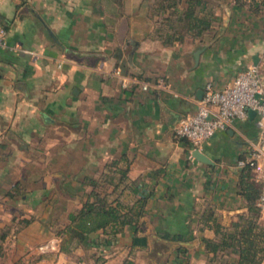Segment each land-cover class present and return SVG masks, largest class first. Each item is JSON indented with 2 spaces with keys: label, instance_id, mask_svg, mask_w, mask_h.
Segmentation results:
<instances>
[{
  "label": "crops",
  "instance_id": "crops-1",
  "mask_svg": "<svg viewBox=\"0 0 264 264\" xmlns=\"http://www.w3.org/2000/svg\"><path fill=\"white\" fill-rule=\"evenodd\" d=\"M214 5L210 32L166 45L153 36L147 0H0V227L12 215L33 216L17 230L11 224L8 234L21 233L56 211L62 223L90 189L82 177L115 160L127 177L109 198L140 200L139 223L108 242L97 230L86 245L92 256L100 264H205L202 237L214 235L213 222L246 211L237 160L256 137L255 115L247 110L199 147L176 136L174 124L194 111L205 81L222 87L252 62L264 80V12ZM142 81L164 88L143 90ZM15 183L22 194L7 196Z\"/></svg>",
  "mask_w": 264,
  "mask_h": 264
},
{
  "label": "trees",
  "instance_id": "trees-1",
  "mask_svg": "<svg viewBox=\"0 0 264 264\" xmlns=\"http://www.w3.org/2000/svg\"><path fill=\"white\" fill-rule=\"evenodd\" d=\"M240 6L247 5L252 11L264 12V0H231ZM148 15L153 20V36L163 44L182 41L185 35L200 37L212 30L214 3L210 0H147ZM127 167H117L116 161L104 163L102 170L95 176H83L80 183L90 187L85 198L77 207L70 208L63 216V222H53L50 230L59 237L58 251L70 253L80 245L96 243L93 236L100 230L102 241H110L125 225L139 223V207L142 202L121 203L117 197L109 198L111 191L123 185ZM239 193L245 200L246 211L236 214L228 224L213 222L212 237L203 236L205 264H260L264 257V224L258 222L260 215L256 205L262 183L253 178L251 168L244 165L238 174ZM66 192L72 193L66 184H60ZM13 191H6L11 197L19 193L17 183ZM19 194H22L21 191ZM33 219L30 217L10 216L14 230L25 226ZM11 224L0 227V240L9 233ZM167 236V235H165ZM183 252L182 247L177 249ZM118 264H132L124 257Z\"/></svg>",
  "mask_w": 264,
  "mask_h": 264
},
{
  "label": "built area",
  "instance_id": "built-area-1",
  "mask_svg": "<svg viewBox=\"0 0 264 264\" xmlns=\"http://www.w3.org/2000/svg\"><path fill=\"white\" fill-rule=\"evenodd\" d=\"M5 38L6 29L0 24V47L6 46ZM113 72L120 77L121 84L125 85L128 78L120 75L118 69ZM149 85L164 88L162 81L140 82L143 90ZM247 110L255 115L257 133L254 139L248 141L245 154L237 160V165L249 166L253 178L262 183L256 205L264 215V80L257 63L246 65L236 72L230 83L222 87H216L210 80L205 81L194 111L176 121L174 133L186 138L192 146L199 147L216 130L229 128L236 119L243 118Z\"/></svg>",
  "mask_w": 264,
  "mask_h": 264
},
{
  "label": "rangeland",
  "instance_id": "rangeland-1",
  "mask_svg": "<svg viewBox=\"0 0 264 264\" xmlns=\"http://www.w3.org/2000/svg\"><path fill=\"white\" fill-rule=\"evenodd\" d=\"M210 1L214 3L217 0ZM56 198H59V205L64 203L59 195L56 194ZM57 216L58 211L50 213L29 225L21 233L19 231L7 234L0 240V264H100V257L92 256L95 253H92L93 249H90V246H77L68 254L58 251L59 237L46 229L57 218L60 220L61 217ZM150 257L152 260L155 258L152 252Z\"/></svg>",
  "mask_w": 264,
  "mask_h": 264
},
{
  "label": "water",
  "instance_id": "water-1",
  "mask_svg": "<svg viewBox=\"0 0 264 264\" xmlns=\"http://www.w3.org/2000/svg\"><path fill=\"white\" fill-rule=\"evenodd\" d=\"M197 52H194V56L196 57ZM191 154L198 160L208 161V158L197 148H193Z\"/></svg>",
  "mask_w": 264,
  "mask_h": 264
}]
</instances>
